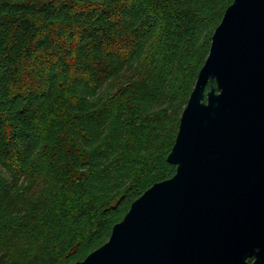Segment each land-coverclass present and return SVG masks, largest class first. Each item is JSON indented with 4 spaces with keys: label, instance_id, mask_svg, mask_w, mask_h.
I'll return each mask as SVG.
<instances>
[{
    "label": "trees",
    "instance_id": "1",
    "mask_svg": "<svg viewBox=\"0 0 264 264\" xmlns=\"http://www.w3.org/2000/svg\"><path fill=\"white\" fill-rule=\"evenodd\" d=\"M231 1L0 0V264L84 258L174 173L179 116ZM16 179L30 191L8 197Z\"/></svg>",
    "mask_w": 264,
    "mask_h": 264
},
{
    "label": "water",
    "instance_id": "2",
    "mask_svg": "<svg viewBox=\"0 0 264 264\" xmlns=\"http://www.w3.org/2000/svg\"><path fill=\"white\" fill-rule=\"evenodd\" d=\"M166 158L174 173L69 264H264V0L225 7Z\"/></svg>",
    "mask_w": 264,
    "mask_h": 264
},
{
    "label": "rangeland",
    "instance_id": "3",
    "mask_svg": "<svg viewBox=\"0 0 264 264\" xmlns=\"http://www.w3.org/2000/svg\"><path fill=\"white\" fill-rule=\"evenodd\" d=\"M115 85H116L115 83L106 85L105 87H103L104 89H102L103 93L107 92L108 94L109 91L113 90ZM0 173L2 175H6L10 177L9 172L7 170H4L1 165H0ZM29 185L30 184L27 183L26 181L23 182V181H20L19 179H16L9 184L7 196L8 197H23L26 192L30 191Z\"/></svg>",
    "mask_w": 264,
    "mask_h": 264
}]
</instances>
